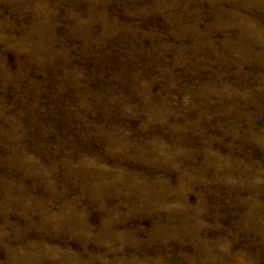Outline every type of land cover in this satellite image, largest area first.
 <instances>
[{
  "label": "rangeland",
  "instance_id": "rangeland-1",
  "mask_svg": "<svg viewBox=\"0 0 264 264\" xmlns=\"http://www.w3.org/2000/svg\"><path fill=\"white\" fill-rule=\"evenodd\" d=\"M0 264H264V0H0Z\"/></svg>",
  "mask_w": 264,
  "mask_h": 264
}]
</instances>
